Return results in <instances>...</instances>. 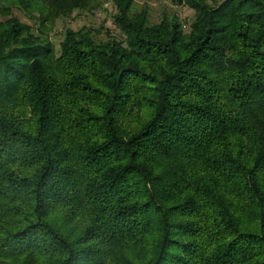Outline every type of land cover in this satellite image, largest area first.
<instances>
[{
	"label": "trees",
	"instance_id": "trees-1",
	"mask_svg": "<svg viewBox=\"0 0 264 264\" xmlns=\"http://www.w3.org/2000/svg\"><path fill=\"white\" fill-rule=\"evenodd\" d=\"M89 1L0 0V264H264V0Z\"/></svg>",
	"mask_w": 264,
	"mask_h": 264
},
{
	"label": "rangeland",
	"instance_id": "rangeland-1",
	"mask_svg": "<svg viewBox=\"0 0 264 264\" xmlns=\"http://www.w3.org/2000/svg\"><path fill=\"white\" fill-rule=\"evenodd\" d=\"M42 0H10L12 15L22 23L33 26L35 31L38 28L32 18L35 14L42 13L44 6ZM220 2L222 0H216ZM137 9L145 7L149 12L151 23L160 21L163 17L176 16L188 28L193 18V10L185 4H179L177 0H134ZM115 12L113 0H90L88 7L83 10H76L68 17L58 18L54 23H47V39L59 48V43L64 35L65 28L77 30L83 26L92 28L98 32L101 39L107 38L109 34L118 35L119 30L115 27L112 14ZM0 17V21L3 20Z\"/></svg>",
	"mask_w": 264,
	"mask_h": 264
}]
</instances>
